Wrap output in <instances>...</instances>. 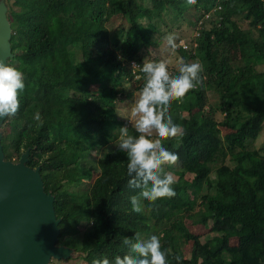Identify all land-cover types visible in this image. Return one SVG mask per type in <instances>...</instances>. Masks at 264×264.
I'll list each match as a JSON object with an SVG mask.
<instances>
[{"label": "trees", "instance_id": "16d2710c", "mask_svg": "<svg viewBox=\"0 0 264 264\" xmlns=\"http://www.w3.org/2000/svg\"><path fill=\"white\" fill-rule=\"evenodd\" d=\"M13 3L5 61L23 71L25 90L19 111L0 125L3 159L15 162L28 149L26 165L38 167L53 195L56 242L74 251L65 260L111 261L127 251L124 237L139 232L160 237L169 264L176 255L181 264H264V145L246 146L264 122V0ZM169 34L185 46L165 48ZM152 45L156 55H149ZM143 53L165 60L172 73L180 57L205 70L203 85L169 107L184 130L164 142L179 154L165 167L176 195L144 201L138 214L130 197L139 190L129 188L127 157L113 143L129 123L120 106L143 86ZM74 169L89 182L82 197L73 195L78 181L67 179Z\"/></svg>", "mask_w": 264, "mask_h": 264}, {"label": "clouds", "instance_id": "9594fccd", "mask_svg": "<svg viewBox=\"0 0 264 264\" xmlns=\"http://www.w3.org/2000/svg\"><path fill=\"white\" fill-rule=\"evenodd\" d=\"M197 0H186L188 6ZM165 48L175 50L178 44L173 34L165 38ZM175 73L169 71L165 60H144L139 65L143 74V86L133 95L132 106L127 121L136 135L130 134L129 123L119 128L114 147L116 152L127 157L128 186L138 189L137 195L130 197L134 213L144 211V201L150 205L159 199L172 198L176 195V178L165 170L174 166L179 154L169 151L164 142L179 139L184 135L183 128L174 123L169 114L172 102H182L186 94L203 85L204 66L200 62H186L183 57L177 59ZM25 90V75L16 66L0 60V119L16 115L20 108V94ZM41 120L40 113L33 117ZM123 246L127 251L116 255L113 260L107 257L94 259L92 264H169L167 250L162 248L157 235L142 238L139 232L133 237H124ZM176 264H181V257L174 256Z\"/></svg>", "mask_w": 264, "mask_h": 264}, {"label": "water", "instance_id": "95a60500", "mask_svg": "<svg viewBox=\"0 0 264 264\" xmlns=\"http://www.w3.org/2000/svg\"><path fill=\"white\" fill-rule=\"evenodd\" d=\"M9 37L0 11V60L10 55ZM27 155L25 149L17 161L4 160L0 144V264H48L74 255L71 247L56 242L53 195L43 189L38 167L26 165Z\"/></svg>", "mask_w": 264, "mask_h": 264}, {"label": "rangeland", "instance_id": "374dc122", "mask_svg": "<svg viewBox=\"0 0 264 264\" xmlns=\"http://www.w3.org/2000/svg\"><path fill=\"white\" fill-rule=\"evenodd\" d=\"M1 6L3 7V9H2L3 15H5L8 19H9V12L15 11V9H16V7L13 3V0H4L3 3L1 4ZM8 19H7V21H8ZM161 32H162V30H161V27L159 26V34ZM154 38H159L160 40L162 39V38L158 37L157 35ZM180 41H182V40H179L178 42H180ZM148 50H149V55H152V53L154 55H156V53L158 52V51H156L157 50L156 47L153 45L150 46V48H148ZM158 56H160V54H158ZM146 57H147V55H145L143 53L142 57L140 59H142V61H144ZM135 65H136V60H133L129 63L130 67H135ZM175 65H176V61L173 60L172 66H175ZM132 99H133V96H132ZM208 99L211 102L215 101L212 93H210L208 95ZM187 100L189 102H191L192 97H190V96L187 97ZM131 106H132V102L131 103L127 102L126 104H122V106H120V110L118 111V114L121 116H124V117H128ZM176 113H177V111H175V110L172 111V114H171L172 118H175ZM263 145H264V122H263L262 128L259 131V133L257 134V136L254 139H250L246 142L247 147L254 148V149H258ZM67 179H69L70 181H73V182L76 180L78 181V183L75 185V187L73 189L74 190V193H73L74 196L82 197L85 195V193H87V188L89 186V182L84 180V179H81V175L78 172V170L74 169L72 172H70L69 175L67 176ZM81 202H82V199H74L73 204L77 205V204H80ZM208 226H209V222L207 223L206 227H208ZM78 227L81 228L82 226H78ZM204 230H205V228H204ZM214 234H215V232L210 231L203 236V239H205L208 236L214 235ZM70 239H68L69 243H70ZM65 259L66 258L52 259L50 261V263L48 262V264H85V262L79 256L78 257L73 256L72 258H69L67 260H65Z\"/></svg>", "mask_w": 264, "mask_h": 264}, {"label": "flooded vegetation", "instance_id": "af4514ba", "mask_svg": "<svg viewBox=\"0 0 264 264\" xmlns=\"http://www.w3.org/2000/svg\"><path fill=\"white\" fill-rule=\"evenodd\" d=\"M3 1H4V0H0V11H1V12H2V9H3V7L1 6V4L3 3ZM2 13H3V12H2ZM3 16H5V15H3ZM4 19H5V21H6V22L8 23V25H9V22L7 21L8 18L5 16Z\"/></svg>", "mask_w": 264, "mask_h": 264}, {"label": "built area", "instance_id": "2783aa9c", "mask_svg": "<svg viewBox=\"0 0 264 264\" xmlns=\"http://www.w3.org/2000/svg\"><path fill=\"white\" fill-rule=\"evenodd\" d=\"M135 67H136V65H135Z\"/></svg>", "mask_w": 264, "mask_h": 264}]
</instances>
